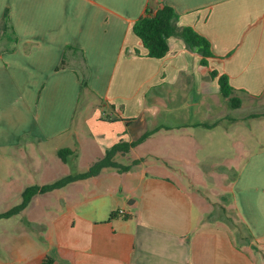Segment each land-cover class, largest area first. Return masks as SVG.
Here are the masks:
<instances>
[{"label":"crops","instance_id":"0c3cea01","mask_svg":"<svg viewBox=\"0 0 264 264\" xmlns=\"http://www.w3.org/2000/svg\"><path fill=\"white\" fill-rule=\"evenodd\" d=\"M164 4L175 9L179 25L209 41L208 66L175 37L164 58L148 56L135 25L148 8ZM65 54L67 67L58 70ZM211 71L229 77L239 108L222 95ZM83 94L86 105L100 104L85 118L79 115ZM261 119L264 0H0V160L11 186L21 184L19 200L27 187L84 172L120 141L152 133L116 157L132 165L129 171L110 169L48 193L63 205L52 220L29 218L32 202L45 194L36 196L22 214L40 233L13 230L0 264H254L255 255L264 258V146L247 152L255 135L248 120ZM80 129L90 137L85 157ZM231 131L241 164L225 160L217 167L208 161V141ZM63 135L74 154L58 165L56 180L30 185L25 179L38 173L30 165L36 160L13 152ZM203 151L208 157H200ZM18 159L29 176L14 177L23 170ZM175 159L186 171L176 173ZM217 169L221 188L193 181ZM69 193L78 194L71 204ZM197 201L212 214L201 217ZM230 221L242 227L241 235Z\"/></svg>","mask_w":264,"mask_h":264},{"label":"rangeland","instance_id":"374dc122","mask_svg":"<svg viewBox=\"0 0 264 264\" xmlns=\"http://www.w3.org/2000/svg\"><path fill=\"white\" fill-rule=\"evenodd\" d=\"M180 91H181V88L179 86L173 88V92L176 95H178ZM86 103H87L86 95H84L82 97L80 107H79V109L81 110L79 115L82 116L83 118L87 117L89 113L92 114L94 112V109H97L98 106L100 105L96 100H93V102H91L89 106L86 105ZM248 122L252 124L254 128L253 132L255 134L252 139L254 146L252 147L248 146L247 148V152L249 153V150L251 148L253 151V150H256V148L259 145L264 146V120L262 119L261 120H248ZM75 128H76V125H75ZM79 132L81 133V138L84 139V142H85L84 144H82L83 157H85V152L90 150L89 149L90 143L88 142V140L90 141V137L88 135L89 132L85 129L84 130L80 129ZM66 135L61 136L60 138H58L57 140L53 142H49V143L42 144V145L41 144L40 145L39 144H34V145L27 144L25 146H22L18 150H15L13 154H16V155L18 154L20 156L28 154L29 156H31V158H34L36 160L35 163H30V165L33 164L38 173L36 174V176L30 177L28 175L29 172L26 171L24 168L25 163L22 160L20 161L18 159L17 162L15 163L19 166L20 168L19 171H21L22 169L23 170L21 172L16 171L14 173V177H17V179L18 178L20 179L21 176L26 177L28 175L29 176L28 179H25V180H27V182L30 185L36 184L38 180L46 184L56 180L60 172L57 167H59L58 165H61L64 161L59 156V152L62 150H65L66 148L65 146L69 143V140L66 138L67 137ZM229 135L230 136L220 134L216 136L215 140L211 139L208 141L209 147H211V149L213 150V151L209 150L211 156H209L208 161L213 165H217V167H219L222 161H225V160H227L228 165H231L232 160H233L232 163L235 165L241 164L239 156L242 153V151H240L241 153L239 154V156L236 155L239 151L238 149L239 146L238 145L235 146L234 144V141L237 138L235 135V132L231 131ZM171 141L172 139L164 140V142H171ZM151 143L152 142H148L145 145H141L138 149V153L142 154L144 150L148 149ZM215 143H217L218 145H215ZM43 154L46 156V159H47L46 162H44L43 160ZM143 156H146V155H143ZM204 156L208 157V155H206V153L203 151V156L200 155V157L203 158ZM64 158H65V161L70 160V157L68 155H65ZM166 158L169 159L170 156ZM236 158L238 159V161H235ZM153 159L154 157L149 158L150 162L147 163L148 167L152 166ZM171 163L172 164L170 166L175 168L176 173L178 174L181 173V171H186L187 169V167L181 161H178L176 159ZM43 166H46L45 172L40 173V171L44 169ZM7 169H8L7 165L4 164L0 160V214L10 211L11 209L17 207L21 203V200L18 199L20 196L19 191H20L21 184L15 182L14 186L13 187L11 186V184L9 183V181L11 180V177ZM212 173H213V176L211 177H208L205 172L197 173L201 175L202 177L200 179H193V181L196 182V184L200 186H210L211 188H215V189L221 188V183L223 181V174L220 173L218 169ZM226 179L231 182V179L228 178V176L226 177ZM184 184L188 186V181L184 182ZM77 195H74L73 193L72 194L69 193V196H72V199L68 198V204H71L72 202H74V197H77ZM76 202L74 204H76ZM39 204H42V206H40ZM61 207L63 208V205L58 201V198H56L55 195L45 194L44 196H41V202H38V200H34L32 202L30 209H28L29 212L27 213L29 215V218H45V219L52 220L51 214L58 212ZM211 209L212 207L207 208V206L206 207L203 206V204H201L199 201H197L196 203L195 210L201 217L205 213H207L208 215ZM211 214L212 212L209 213V215ZM28 215L26 214L24 216L22 213H20L11 218H7V220L5 219L0 220V249L1 250L8 248L12 244L10 234L12 233L13 230H16V229L20 230L22 228L26 230L29 228L28 230L30 231L31 234L40 233V228L32 226V225L27 226L25 222V218H27ZM230 222H231V227L233 228V230H235V235L236 234L241 235V233H243L242 227L240 226L237 227L236 225L232 223V221ZM236 243L239 245V249H242V247L243 248L245 247L239 241H236ZM254 264H264V258L258 255H255Z\"/></svg>","mask_w":264,"mask_h":264},{"label":"trees","instance_id":"16d2710c","mask_svg":"<svg viewBox=\"0 0 264 264\" xmlns=\"http://www.w3.org/2000/svg\"><path fill=\"white\" fill-rule=\"evenodd\" d=\"M179 19V15L175 9L168 4L161 5L155 11L148 8L145 12V15H143L137 21L135 25V33L141 40L144 48L147 50L148 56L151 58H164L169 52L168 40L172 37H175L181 39L189 50L199 53L202 56L201 63L204 66H208L207 60L213 56L209 41L204 36L196 32L193 28L179 25ZM11 32L12 27L8 26L5 36L10 37ZM70 49L71 47H68L67 50ZM66 67L67 62L65 54L60 66L58 67V70L64 69ZM210 78L218 80L222 95L229 99L233 108H239L240 100L233 96L235 89L231 86L229 77L225 74L219 75L218 72L211 71ZM82 88L83 90L88 88L87 77L84 74L82 77ZM151 135L152 133L150 132L146 133L140 139L134 142L120 141L110 149L106 150L104 157L93 163L84 172L68 175L42 187H27L21 194V203L10 211L0 214V220L11 218L22 213L27 209L32 200L38 195L48 194L53 191L60 190L70 184L90 178H95L101 175L104 171L110 169H116L120 173L129 171L132 165L123 166L115 160L116 157L118 155H126L131 149L142 144ZM73 154L74 152L69 149L59 152V156L64 161L65 155L71 156ZM139 163L140 161H134L133 164L137 165ZM117 215L120 214L114 213L112 214V217Z\"/></svg>","mask_w":264,"mask_h":264},{"label":"built area","instance_id":"2783aa9c","mask_svg":"<svg viewBox=\"0 0 264 264\" xmlns=\"http://www.w3.org/2000/svg\"><path fill=\"white\" fill-rule=\"evenodd\" d=\"M119 214L123 216V215H125V212H124V211H122V212H120Z\"/></svg>","mask_w":264,"mask_h":264}]
</instances>
